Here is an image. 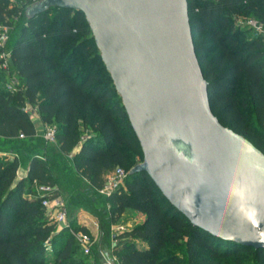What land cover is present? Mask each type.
I'll return each instance as SVG.
<instances>
[{
  "label": "trees",
  "instance_id": "16d2710c",
  "mask_svg": "<svg viewBox=\"0 0 264 264\" xmlns=\"http://www.w3.org/2000/svg\"><path fill=\"white\" fill-rule=\"evenodd\" d=\"M33 1L0 0V24L12 28L8 45L19 80L16 91L6 87L10 72L0 56V141L30 143L36 150L26 161L19 149L12 157L0 155V264L96 263L69 226L58 230L50 222L33 195L36 181L60 183L73 204L96 217L99 262L102 245H108L118 264H182L180 255L167 252L179 246L187 264H264V247L196 226L148 172L129 173L126 186L109 196L98 192L108 171L130 170L143 160L140 141L84 12L52 7L29 18L25 8ZM189 8L214 113L264 151V35H248L250 26L234 24V17L252 13L264 25V0H189ZM31 107L44 124L57 126L55 143L40 134ZM48 144L56 146L65 167L61 178L52 173ZM24 162L27 174L17 179ZM127 209L146 217L115 234L112 247L105 239Z\"/></svg>",
  "mask_w": 264,
  "mask_h": 264
},
{
  "label": "water",
  "instance_id": "95a60500",
  "mask_svg": "<svg viewBox=\"0 0 264 264\" xmlns=\"http://www.w3.org/2000/svg\"><path fill=\"white\" fill-rule=\"evenodd\" d=\"M52 7L85 14L143 150L129 173L148 172L196 226L264 247V151L212 109L189 0H35L25 13Z\"/></svg>",
  "mask_w": 264,
  "mask_h": 264
},
{
  "label": "built area",
  "instance_id": "2783aa9c",
  "mask_svg": "<svg viewBox=\"0 0 264 264\" xmlns=\"http://www.w3.org/2000/svg\"><path fill=\"white\" fill-rule=\"evenodd\" d=\"M249 24L255 27V31L258 34L264 35V25L259 21L251 19ZM11 27L9 25L0 24V56L2 58V67L10 72V78L6 83V87L11 91H16L19 85V80L12 69L11 51L7 47V43L11 35ZM40 134L49 143L56 142L57 126L50 124H42L41 129L38 130ZM20 137H25L24 133L20 134ZM129 174V170L123 166H116L111 171L105 174L104 182L98 192L102 195L109 196L114 192L119 191L122 187L126 186V179ZM35 195L41 199L42 205L46 210L49 220H54L57 223H64L67 221V206L65 198L58 185H51L45 183L35 182ZM98 225V222H96ZM71 229L72 234L75 236L83 251L86 254H90L93 250L95 242H93L86 231L75 229L70 224H66ZM118 231L125 229L123 225L118 226Z\"/></svg>",
  "mask_w": 264,
  "mask_h": 264
},
{
  "label": "rangeland",
  "instance_id": "374dc122",
  "mask_svg": "<svg viewBox=\"0 0 264 264\" xmlns=\"http://www.w3.org/2000/svg\"><path fill=\"white\" fill-rule=\"evenodd\" d=\"M13 2H17V0H13ZM251 19H254L256 21H258V18L252 14V13H247V14H241L238 17H234V24L235 26H245V27H251V31L248 33V35H251L252 32H254L255 27L249 24V21ZM7 47L9 48V45L7 43ZM35 107H31L30 108V112L32 114V117L34 119V121H36V126L37 128H41L42 126V122L40 120V117L37 113H35ZM19 149L20 153L24 156V161H26L27 156L31 153L36 151L34 148H32V146L30 145V143H26V144H13V143H6L5 141H0V155L5 156V155H9L10 157L14 156L16 150ZM46 151H47V155L49 157L52 158V160L49 162V165L51 167L52 173L56 178H61L62 177V172L65 169L64 165H60L61 161L59 158V155L57 154V149L55 145H51L48 144V146H46ZM76 150V149H75ZM74 150V151H75ZM73 151V152H74ZM73 152H71L69 154V158L72 157ZM27 171V163L24 162L22 164V166H20V168L18 169L17 172V179L20 178V176L25 173ZM57 185L59 186L64 198H65V202H66V208H67V216L68 219L67 221H65L64 223H57L54 220H50L51 223H54L57 225L58 230H60L61 228H63L64 226H66V224H72V225H83L85 227H87L86 225H84L86 223V216H92L93 214H91L89 211L73 204L70 200L69 194L68 192L65 190L64 186L61 185L60 183H57ZM98 205H101V202L97 201ZM103 204V203H102ZM94 216V215H93ZM145 214L135 210V209H127L125 211V213L122 215V217L111 226L110 228V235L107 236V239H105L106 244H110L113 247V244L115 243V238L114 235L117 234L119 229L118 226L123 225L125 227L124 230L129 229L131 227H133L135 224L142 222L145 219ZM98 221V220H97ZM100 226L98 223V226L96 227H87V234L90 236L91 240L93 242H97L100 238ZM168 254H178L181 256L182 258V264H187L186 262V254L184 251L183 246H179V247H171L168 249ZM100 254V250L98 253L97 248L93 249L91 251V253L89 254L90 256H92L93 258H96V263L95 264H100L99 262V255Z\"/></svg>",
  "mask_w": 264,
  "mask_h": 264
},
{
  "label": "crops",
  "instance_id": "0c3cea01",
  "mask_svg": "<svg viewBox=\"0 0 264 264\" xmlns=\"http://www.w3.org/2000/svg\"><path fill=\"white\" fill-rule=\"evenodd\" d=\"M35 113H37L38 115H39V117H40V114H39V112H38V110L37 109H35ZM40 120H41V117H40ZM41 122H42V120H41ZM35 123H36V121H35ZM42 124H43V122H42ZM37 127V126H36ZM38 130H40L41 128H37ZM27 174V171L25 172V173H23L21 176H20V178L21 177H23V176H25ZM84 217H86V223L84 224V225H86L87 227H97L98 225L96 224V222H98L97 221V219H96V217L95 216H84ZM132 228V227H131Z\"/></svg>",
  "mask_w": 264,
  "mask_h": 264
}]
</instances>
